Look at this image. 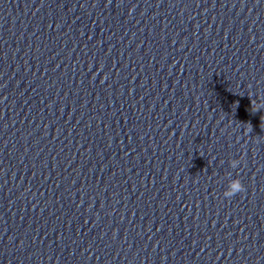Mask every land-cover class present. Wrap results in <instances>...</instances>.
<instances>
[{
  "label": "clouds",
  "instance_id": "9594fccd",
  "mask_svg": "<svg viewBox=\"0 0 264 264\" xmlns=\"http://www.w3.org/2000/svg\"><path fill=\"white\" fill-rule=\"evenodd\" d=\"M256 110H259V108H256L254 106L253 111H256ZM239 163H240L239 161L233 160L232 165H233V167H236ZM244 191H245V188H244L243 184L241 183V181L239 179H236V180L232 181L228 190L224 192V196L231 198L234 195H236L237 193H242Z\"/></svg>",
  "mask_w": 264,
  "mask_h": 264
}]
</instances>
